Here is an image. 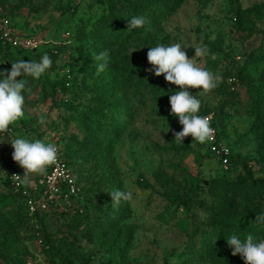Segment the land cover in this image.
<instances>
[{"label":"rangeland","instance_id":"rangeland-1","mask_svg":"<svg viewBox=\"0 0 264 264\" xmlns=\"http://www.w3.org/2000/svg\"><path fill=\"white\" fill-rule=\"evenodd\" d=\"M0 7L14 29L12 42L0 36V72L44 54L52 61L39 79L17 77L26 81L24 116L0 133V264H245L226 239L264 240V223L255 220L264 214V0H0ZM134 16L146 23L128 29ZM175 43L189 58L206 47L196 63L221 77L210 92L189 91L231 149L229 169L208 142H175L182 125L169 97L180 89L147 61L150 47ZM16 138L54 144L79 194L50 201L38 191L43 206L31 214L14 175L33 193L46 173L24 182L12 159ZM116 190L132 199L114 207Z\"/></svg>","mask_w":264,"mask_h":264},{"label":"clouds","instance_id":"clouds-1","mask_svg":"<svg viewBox=\"0 0 264 264\" xmlns=\"http://www.w3.org/2000/svg\"><path fill=\"white\" fill-rule=\"evenodd\" d=\"M127 22L128 29L140 28L145 25L146 18L134 16ZM134 51L136 50L132 52ZM194 52V57L189 58L179 43L168 46L158 44L149 48L147 61L156 76L163 75L168 83L180 89L169 97L171 114L178 117L182 125V130L174 134L175 142L183 143L186 137L191 136L193 141L205 144L214 138L215 130L211 127L208 116L198 114L201 102L190 93L189 89L210 92L218 86L221 77L196 63L195 58L208 55L206 47H195ZM106 55V52L100 53L95 59L103 60ZM51 64L50 57L44 54L39 62L20 60L12 63L10 71L0 72V133H6L10 125L24 116L25 98L22 93L26 88V81L17 80V77L31 76L33 79H39L51 67ZM105 67L106 64L101 63L97 71L102 72ZM11 146L14 149L12 159L24 169L22 177L25 183L30 182V175H43L49 166L58 161L57 147L40 139L30 141L25 138H16L11 142ZM14 177L21 176L14 175ZM109 194L114 207H118L121 201L132 199L131 191L116 190ZM255 220L258 223H264V214L257 215ZM226 242L232 249V255L239 254L245 264H264V240L254 242L252 234H248L242 240L233 234L226 239Z\"/></svg>","mask_w":264,"mask_h":264},{"label":"built area","instance_id":"built-area-1","mask_svg":"<svg viewBox=\"0 0 264 264\" xmlns=\"http://www.w3.org/2000/svg\"><path fill=\"white\" fill-rule=\"evenodd\" d=\"M0 36L5 42H12L14 40V29L11 18L0 7ZM208 146L212 154L218 157L220 163L225 169H229L231 149L219 143L216 133L214 131V138L208 142ZM225 149L227 151L225 152ZM20 176V175H17ZM15 182L27 203L31 214L40 210L43 206L40 203V196L35 194L38 191H43L42 197L45 200H55L66 195V197L76 196L79 194V187L73 170L60 155L58 151V161L56 164L49 166L45 176L30 192L28 185L23 184L21 177H15Z\"/></svg>","mask_w":264,"mask_h":264}]
</instances>
